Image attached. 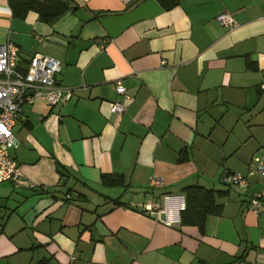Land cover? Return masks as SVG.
I'll use <instances>...</instances> for the list:
<instances>
[{
  "label": "crops",
  "instance_id": "obj_1",
  "mask_svg": "<svg viewBox=\"0 0 264 264\" xmlns=\"http://www.w3.org/2000/svg\"><path fill=\"white\" fill-rule=\"evenodd\" d=\"M72 2L48 23L0 0V44L18 46L21 67L57 58L56 82L72 88L64 103L24 104L12 127L20 183L0 182V264H264V210L248 203L264 206V0ZM230 172L247 187L226 184ZM191 184L220 206L202 226L180 222Z\"/></svg>",
  "mask_w": 264,
  "mask_h": 264
},
{
  "label": "built area",
  "instance_id": "obj_2",
  "mask_svg": "<svg viewBox=\"0 0 264 264\" xmlns=\"http://www.w3.org/2000/svg\"><path fill=\"white\" fill-rule=\"evenodd\" d=\"M222 26L233 29L236 27L232 15L220 12L215 17ZM19 48L7 42L0 44V182L12 181L16 184L19 180V164L12 156L11 150L17 147L18 142L12 127L22 112V106L31 104L36 98L46 101L49 105L64 103L72 96V88L59 86L56 76L61 70L60 61L50 55L34 52L25 67L19 64ZM264 88V83L262 84ZM115 91L123 97V101L115 100L110 106V111L121 114L125 110L124 101L130 96L126 93L125 86L116 82ZM257 170L264 175V160L254 158ZM223 181L231 186L245 188L248 185L247 176L241 172H230L223 177ZM152 188L164 186V179L152 175L148 179ZM29 186L32 187L31 184ZM169 195H163L167 199ZM249 207L255 213L264 210L262 196L254 194L249 199ZM147 210L152 213H164V208L159 204H150Z\"/></svg>",
  "mask_w": 264,
  "mask_h": 264
},
{
  "label": "trees",
  "instance_id": "obj_3",
  "mask_svg": "<svg viewBox=\"0 0 264 264\" xmlns=\"http://www.w3.org/2000/svg\"><path fill=\"white\" fill-rule=\"evenodd\" d=\"M157 1L165 9H170L178 3V0ZM8 3L15 13L24 15L26 11L34 10L43 21L48 23L71 10L73 5L72 0H8ZM102 180L105 183L116 184L120 182L121 176L103 175ZM181 192L185 201L184 208L179 213L182 224L202 226L207 215L219 213L220 206L214 201L216 193L212 189L191 184L182 187Z\"/></svg>",
  "mask_w": 264,
  "mask_h": 264
},
{
  "label": "water",
  "instance_id": "obj_4",
  "mask_svg": "<svg viewBox=\"0 0 264 264\" xmlns=\"http://www.w3.org/2000/svg\"><path fill=\"white\" fill-rule=\"evenodd\" d=\"M71 9H72V10L75 9V6H71Z\"/></svg>",
  "mask_w": 264,
  "mask_h": 264
}]
</instances>
